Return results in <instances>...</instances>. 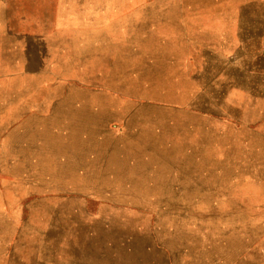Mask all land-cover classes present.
Masks as SVG:
<instances>
[{
	"label": "rangeland",
	"instance_id": "1",
	"mask_svg": "<svg viewBox=\"0 0 264 264\" xmlns=\"http://www.w3.org/2000/svg\"><path fill=\"white\" fill-rule=\"evenodd\" d=\"M0 264H264V0H0Z\"/></svg>",
	"mask_w": 264,
	"mask_h": 264
},
{
	"label": "crops",
	"instance_id": "2",
	"mask_svg": "<svg viewBox=\"0 0 264 264\" xmlns=\"http://www.w3.org/2000/svg\"><path fill=\"white\" fill-rule=\"evenodd\" d=\"M133 12L131 11L130 14H128V16H130V17L139 16V15L132 14ZM109 13H112V14L109 15L110 17L127 16L125 14H122V15L120 14V13H123V10H109ZM148 13H151V12H148ZM177 13H184V12L179 11ZM165 16H167V15H165ZM175 16L181 17L182 15L181 14H176ZM131 22L133 23V20ZM179 22H180V20H179ZM139 23H142V22L136 20V21H134V24L130 25V27L133 28V25H135L134 27H138ZM120 27H121L120 24L117 25L116 22H115V24L113 25V28H112L113 31L100 33L99 34V40L96 39V40H93V41H87L86 44L89 45L91 42L93 44L96 43L99 46V48H101V50H102V49H107V48H109V49L117 48V47H120L123 42L124 43L125 42H127V43L129 42L130 50L138 49L140 36L137 35L136 33H131L128 36L124 37V35H122L121 33L117 32V29L120 28ZM142 38L145 39L146 38L145 35H142ZM216 48H218V47H216ZM208 57L210 59H213V57H218V56L216 54V56L210 55ZM214 62L216 64H218L219 63L218 62V58H216V61H214ZM210 63H211V61H210ZM229 63H233V61L232 60H230V62L227 61L225 63V65H229Z\"/></svg>",
	"mask_w": 264,
	"mask_h": 264
},
{
	"label": "bare ground",
	"instance_id": "3",
	"mask_svg": "<svg viewBox=\"0 0 264 264\" xmlns=\"http://www.w3.org/2000/svg\"><path fill=\"white\" fill-rule=\"evenodd\" d=\"M23 164V163H22ZM74 176V175H73ZM70 177V176H69ZM62 178V177H61ZM63 178H65V177H63ZM71 180H73V178L71 179ZM76 180V179H75ZM75 183H76V181H75ZM73 184V183H72ZM76 184H80V183H76Z\"/></svg>",
	"mask_w": 264,
	"mask_h": 264
}]
</instances>
